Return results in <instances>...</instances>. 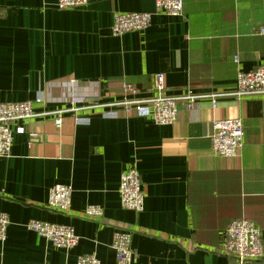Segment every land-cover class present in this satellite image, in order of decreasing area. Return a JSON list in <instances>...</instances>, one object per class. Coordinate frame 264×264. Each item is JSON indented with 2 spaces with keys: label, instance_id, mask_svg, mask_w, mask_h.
Here are the masks:
<instances>
[{
  "label": "crops",
  "instance_id": "0c3cea01",
  "mask_svg": "<svg viewBox=\"0 0 264 264\" xmlns=\"http://www.w3.org/2000/svg\"><path fill=\"white\" fill-rule=\"evenodd\" d=\"M57 3L0 0V102L43 97L37 112L109 103L123 99L126 82L139 97L154 96L161 74L169 95L231 89L239 70L264 65V0H184L176 16L155 13V0ZM124 11L152 12L151 25L115 36L114 12ZM79 114L77 123L67 113L62 128L51 115L11 126L12 153L0 157V211L10 221L0 264H77L81 254L119 264L118 229L132 232V264H239L219 250L234 218L254 219L264 236V97L221 98L216 107L202 100L191 111L182 103L178 119L162 125L122 110ZM232 117L244 121V143L239 156L223 157L212 149V126ZM131 167L142 178L141 212L121 205L120 179ZM59 183L73 189L68 212L47 205ZM94 204L103 217L83 215ZM30 220L72 226L78 245H53Z\"/></svg>",
  "mask_w": 264,
  "mask_h": 264
},
{
  "label": "built area",
  "instance_id": "2783aa9c",
  "mask_svg": "<svg viewBox=\"0 0 264 264\" xmlns=\"http://www.w3.org/2000/svg\"><path fill=\"white\" fill-rule=\"evenodd\" d=\"M89 0H58V8L72 9L82 7ZM155 13H164L171 16L184 15V0H155ZM153 13L141 12H114L111 31L115 36L127 32H142L151 25ZM264 31V30H263ZM237 83L231 89H216L213 91H199L192 87L179 95L166 93L163 74L156 77V92L154 96L139 97L140 90L133 84L126 82L123 86V99L109 103L91 102L83 106L73 105L71 108H58L53 111L37 112L36 104L44 103L43 97L35 101H4L0 102V157L6 158L12 153L13 133L12 125L22 121H31L42 115H51L56 128L65 124V115L73 113L77 123L83 121L79 111L101 108L106 118L117 117L119 110L124 113H135L139 117H151L155 123L172 124L178 119L180 104H185L189 111L196 108L202 100H211L217 106L221 98L243 99L248 96L264 97V65L255 67L248 72L239 70ZM89 120V118H86ZM212 149L214 153L223 157L239 156L245 138V124L241 117H232L214 120ZM16 133L25 132V127L18 126ZM34 140V137L31 136ZM264 143V136L262 138ZM121 205L124 209L141 212L145 209V193L142 187L141 174L135 167L128 168L120 179L119 184ZM73 189L70 185L59 183L51 187L48 207L68 212L71 206ZM83 215L87 218H101L104 215L103 206L89 205ZM8 213L0 211V241L7 239L9 227ZM30 229L57 247L66 249L78 245L79 236L74 228L66 224H55L46 221L30 220ZM222 243L219 248L224 255L233 257L239 264H249L256 259H264V236L261 227L254 219L245 217L234 218L224 230ZM113 248L119 264H132L138 259V252L133 246L131 230L118 229L113 235ZM77 264H103L101 259L93 254H81Z\"/></svg>",
  "mask_w": 264,
  "mask_h": 264
}]
</instances>
